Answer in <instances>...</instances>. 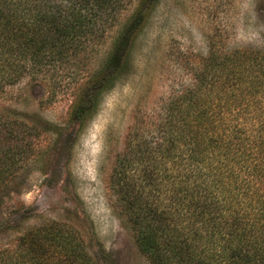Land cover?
I'll list each match as a JSON object with an SVG mask.
<instances>
[{
    "label": "rangeland",
    "instance_id": "374dc122",
    "mask_svg": "<svg viewBox=\"0 0 264 264\" xmlns=\"http://www.w3.org/2000/svg\"><path fill=\"white\" fill-rule=\"evenodd\" d=\"M92 48L0 90V264H153L112 188L116 161L210 57L264 53V0H126ZM150 182L136 189L153 200Z\"/></svg>",
    "mask_w": 264,
    "mask_h": 264
},
{
    "label": "trees",
    "instance_id": "16d2710c",
    "mask_svg": "<svg viewBox=\"0 0 264 264\" xmlns=\"http://www.w3.org/2000/svg\"><path fill=\"white\" fill-rule=\"evenodd\" d=\"M125 4L0 0V90L92 51ZM210 63L148 126L136 122L113 169L112 188L145 224L136 239L153 264H264V53L239 48ZM86 111L83 97L73 119ZM148 179L153 200L136 189Z\"/></svg>",
    "mask_w": 264,
    "mask_h": 264
}]
</instances>
